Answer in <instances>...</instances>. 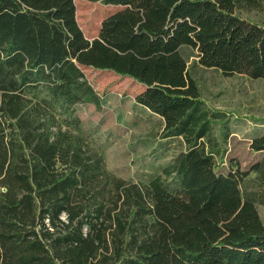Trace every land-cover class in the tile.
<instances>
[{
	"label": "trees",
	"instance_id": "trees-1",
	"mask_svg": "<svg viewBox=\"0 0 264 264\" xmlns=\"http://www.w3.org/2000/svg\"><path fill=\"white\" fill-rule=\"evenodd\" d=\"M87 1L122 7L94 38L75 0H0V264H264V192L242 190L250 172L264 187V162L218 172L229 128L220 142L191 72L264 78V22L244 16L264 0ZM83 67L143 86L182 146L147 182L82 135L75 106L101 103Z\"/></svg>",
	"mask_w": 264,
	"mask_h": 264
},
{
	"label": "rangeland",
	"instance_id": "rangeland-1",
	"mask_svg": "<svg viewBox=\"0 0 264 264\" xmlns=\"http://www.w3.org/2000/svg\"><path fill=\"white\" fill-rule=\"evenodd\" d=\"M75 5L77 22L88 38L97 37L103 20L122 9L87 0H75ZM244 16L264 22V5L260 11ZM83 71L101 103L75 106L82 135L102 153L109 172L128 181L147 182L182 146L176 140L162 139V118L136 103L135 97L144 90L143 86L108 70L83 67ZM191 72L199 81L204 108L224 120L216 122L214 128L220 142L226 135L224 128H229L224 162L219 164L218 172H246L263 163L264 153L253 151L250 142L254 135L264 133V78L225 76L221 71L199 66ZM256 174L250 172L242 182L244 192H264L263 180H255ZM257 208L264 223V204L258 203Z\"/></svg>",
	"mask_w": 264,
	"mask_h": 264
}]
</instances>
